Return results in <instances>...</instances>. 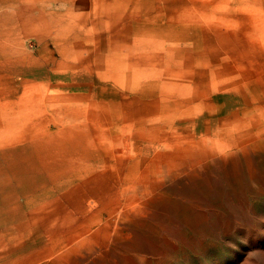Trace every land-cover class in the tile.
I'll return each mask as SVG.
<instances>
[{
	"label": "rangeland",
	"instance_id": "374dc122",
	"mask_svg": "<svg viewBox=\"0 0 264 264\" xmlns=\"http://www.w3.org/2000/svg\"><path fill=\"white\" fill-rule=\"evenodd\" d=\"M6 101L0 264H264V0H0Z\"/></svg>",
	"mask_w": 264,
	"mask_h": 264
},
{
	"label": "crops",
	"instance_id": "0c3cea01",
	"mask_svg": "<svg viewBox=\"0 0 264 264\" xmlns=\"http://www.w3.org/2000/svg\"><path fill=\"white\" fill-rule=\"evenodd\" d=\"M6 106L14 108L15 103L13 101H6L2 104L0 103V179L8 182L6 186L11 185L12 187H14L12 194H6L0 191V202L5 203L17 202L19 198H25L26 196H29L30 198V195H32V190H30V187L32 186L31 181L33 175L31 172H33L34 170H39V166L32 165V160L38 163L42 159L44 160L46 158L44 156H46L47 154L41 148L35 147L36 142H31L32 138H35L31 136V129H29L31 131L27 130L25 132L24 130H26V127L23 128L24 130H12L13 125L11 123L15 122L16 115L14 114V111H8V108ZM19 130L23 131L20 132V135L24 134L23 139L27 141V149L19 150V148L16 146L6 145L10 142V140L13 141L14 136L17 135L16 132ZM9 133H12V139L5 136V134L9 136ZM37 133L41 134V131H35L34 135H36ZM37 135L36 138H39L40 140L47 139V136L45 134L43 136ZM17 138H19V136ZM5 149H7L6 153L3 152ZM29 198L27 200H29Z\"/></svg>",
	"mask_w": 264,
	"mask_h": 264
},
{
	"label": "bare ground",
	"instance_id": "6f19581e",
	"mask_svg": "<svg viewBox=\"0 0 264 264\" xmlns=\"http://www.w3.org/2000/svg\"><path fill=\"white\" fill-rule=\"evenodd\" d=\"M2 107V106H1ZM8 108V106H6Z\"/></svg>",
	"mask_w": 264,
	"mask_h": 264
}]
</instances>
